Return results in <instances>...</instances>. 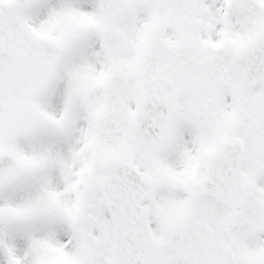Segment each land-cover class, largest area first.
<instances>
[{"label": "snow or ice", "instance_id": "snow-or-ice-1", "mask_svg": "<svg viewBox=\"0 0 264 264\" xmlns=\"http://www.w3.org/2000/svg\"><path fill=\"white\" fill-rule=\"evenodd\" d=\"M0 264H264V0H0Z\"/></svg>", "mask_w": 264, "mask_h": 264}]
</instances>
